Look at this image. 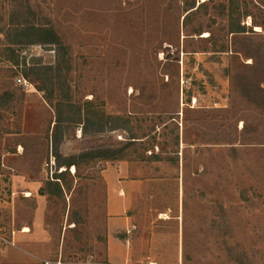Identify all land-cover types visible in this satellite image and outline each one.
I'll return each mask as SVG.
<instances>
[{"label": "rangeland", "instance_id": "1", "mask_svg": "<svg viewBox=\"0 0 264 264\" xmlns=\"http://www.w3.org/2000/svg\"><path fill=\"white\" fill-rule=\"evenodd\" d=\"M116 162L167 215L140 264H264V0H0V264H113Z\"/></svg>", "mask_w": 264, "mask_h": 264}, {"label": "crops", "instance_id": "2", "mask_svg": "<svg viewBox=\"0 0 264 264\" xmlns=\"http://www.w3.org/2000/svg\"><path fill=\"white\" fill-rule=\"evenodd\" d=\"M137 168V165L116 162L103 172L107 183L105 252L113 264H140L139 259L145 254L155 259L165 250L167 236L150 228L155 210L141 202L143 194L139 187H130L129 171ZM163 214L167 218L164 212L156 211L154 219L163 220L158 219ZM133 227L135 231L126 234Z\"/></svg>", "mask_w": 264, "mask_h": 264}, {"label": "trees", "instance_id": "3", "mask_svg": "<svg viewBox=\"0 0 264 264\" xmlns=\"http://www.w3.org/2000/svg\"><path fill=\"white\" fill-rule=\"evenodd\" d=\"M256 25V24H255ZM32 31V34L34 35L35 34H38L40 35L41 37H43V39L37 41L41 44H51V45H54V44H58L59 43V39L57 37V35L55 34V32L52 30V29H49V28H29V29H26V31ZM230 32L231 33H241V32H244V27L237 24L236 26H230ZM254 64L252 63L251 64V67H253ZM58 121L55 122V128H57L58 126ZM56 147V145H55ZM55 156V160H56V163H57V166L58 167H62V166H65V167H69L71 165H76V160L77 158L80 159V158H83V157H87V158H102V159H122L123 157L121 155H117L116 151H113L111 149H101V150H92V151H86V152H81L80 154L78 155H74V156H71V157H68L66 159H63L62 161H59V156L57 154L54 155Z\"/></svg>", "mask_w": 264, "mask_h": 264}, {"label": "bare ground", "instance_id": "4", "mask_svg": "<svg viewBox=\"0 0 264 264\" xmlns=\"http://www.w3.org/2000/svg\"><path fill=\"white\" fill-rule=\"evenodd\" d=\"M256 29H257V27H256ZM163 216H164V218H166V216L163 214ZM23 231L24 232H28L29 231V229L27 228V227H25V228H23Z\"/></svg>", "mask_w": 264, "mask_h": 264}]
</instances>
